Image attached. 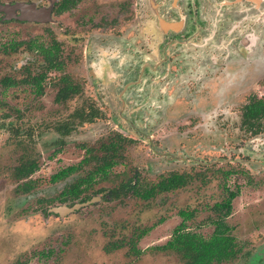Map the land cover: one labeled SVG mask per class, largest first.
<instances>
[{"label":"rangeland","instance_id":"rangeland-1","mask_svg":"<svg viewBox=\"0 0 264 264\" xmlns=\"http://www.w3.org/2000/svg\"><path fill=\"white\" fill-rule=\"evenodd\" d=\"M14 1L27 0H0ZM125 1L137 0H85L75 14L56 17L52 25L0 22V78L20 80L21 68L30 67V63L35 64L33 74H46L41 96L23 83L6 90L0 87V264H184L180 255L160 248L182 222L180 211L192 213L185 220L186 231L204 238L210 236V221L215 218L211 207L224 199L223 185L229 190L239 189L231 202V214L224 219L232 228L239 253L221 264H264V120L262 134L257 137L245 134L244 138L239 129L240 109L246 99L264 95V35L258 45L260 51L246 56L247 78L240 81L242 85H232L227 97H223L221 89L222 95L214 98L203 117L198 112L204 110V105L195 109L196 101H189L186 114H169L165 123L159 118V107L151 110L149 118L136 122L132 119L140 134L127 130L125 121L130 110L122 115L123 120L111 115L92 124L80 125L76 121L67 137L56 130L59 124L72 121L71 114L82 100L96 95L89 81L91 67L83 60L84 45L91 42L96 29H91L85 20L81 22V12L107 20L118 18L119 27L128 30L133 26L137 33L143 27L140 18L133 20L119 11ZM48 30L60 42L63 53L72 50L61 73L46 72L41 58L27 53L24 47L21 52L5 50L10 42L33 38L46 43ZM73 33L83 34L81 46L70 47L69 36ZM135 52L136 48L130 53H118V60L125 57L127 63L135 54L134 63L138 65L143 59ZM112 72L125 76V69L116 64ZM60 74L73 82H86L84 95L56 103L54 78ZM141 86H136L132 95H138ZM158 87L155 86L156 93ZM174 100L165 98L161 111L170 113L177 103ZM96 104L103 110L119 112V106L111 100ZM116 125L124 126V134L136 142L112 170V181L100 182L95 188H111L122 178L135 179L142 188L171 172L190 175L188 184L149 200L135 195L109 201L102 197L73 214H48V208L60 205L57 196L68 182L52 183L50 177L77 164L84 157L81 146H95ZM31 164L36 165V170L27 178L16 179L18 170L28 171ZM228 170L232 174L225 179L222 172ZM116 175L120 177L114 178ZM28 181L32 187L23 192L22 185Z\"/></svg>","mask_w":264,"mask_h":264},{"label":"flooded vegetation","instance_id":"flooded-vegetation-1","mask_svg":"<svg viewBox=\"0 0 264 264\" xmlns=\"http://www.w3.org/2000/svg\"><path fill=\"white\" fill-rule=\"evenodd\" d=\"M84 2L85 0H47L46 5L36 0L0 2V6L7 8L0 7V22L52 25L55 24L56 17L75 14ZM19 6L29 7L33 11H42L45 15L38 19H22ZM119 11L129 14L133 20L139 17V23L143 27L135 33L131 25L128 30L119 27L118 18L110 20L102 16L95 18L93 13L89 15L83 12L79 16L81 22L85 20L91 24V29H96L93 39H89L91 42L84 45L83 52V60L91 67L89 81L90 84H94L96 95L92 99L81 101L80 106L71 114V122L61 123L56 127V130L65 137L72 132L71 129L74 126L71 124L76 121L80 125L92 124L98 119H106L111 115L123 120L122 115L129 110L131 111L129 119L125 121L128 124L127 130L140 134L136 130L134 121L151 117V110L159 107V118L161 123H165V118L169 114L174 116L186 114L184 111L189 108L185 106L191 103L189 101H196L195 109L204 105L202 108L204 110L198 112L203 117L205 110L212 107L214 98L222 95L221 89L225 95L223 97H227L231 93L232 85L237 87L242 85L240 81L247 78L246 56L250 53L256 54L261 49L258 45L261 36L264 35V0H137L136 2L125 1ZM69 37L70 47L83 44V34L73 33ZM46 38V43L34 40L35 38L28 42H10L5 45V50L21 52V47H24L27 53H35L41 58L42 69L46 72L61 73L67 65L66 58L72 55V50L63 53L60 42L51 30L47 31ZM135 48L138 58L143 59L140 64L134 63L135 58L137 59L135 54V58L131 56L132 60L127 63L125 57L118 60V53H130ZM30 64V67L21 68L23 76L20 80L7 76L0 78V87L6 90L23 83L29 86L35 95L41 96L46 74L43 72L33 74L31 70L34 69L35 64ZM113 64L124 68L125 76L112 72ZM54 79L57 89L54 98L56 103H65L84 95V87L87 84L83 80L79 83L73 82L65 74H60ZM35 81H40L39 93L36 91ZM140 85L142 86L139 94L132 95L136 90L134 88ZM156 85L159 86L157 93ZM165 98L177 101L170 113L161 111L164 108L160 104L165 103ZM193 98L195 100H192ZM106 100H111L119 106L117 114L109 109L103 110L96 104L104 103ZM260 102H264V95L260 97L251 95L241 106L239 129L244 133V138L245 134L249 135L248 138L262 134L264 107H260ZM254 106L259 109L258 118H252L254 115L251 110ZM198 113H195L196 116ZM122 128L125 130L124 126ZM122 128L116 125V129L113 128L110 134L103 136L95 146H81L84 157L77 164L64 167L50 177L52 183L68 181L57 196L59 202L62 193L68 192L79 179H87L94 170L96 160L87 162L90 155L95 159L96 157L101 159L105 155L108 156L109 152L107 153L106 149L111 148L112 145L116 146V158H114L116 163L108 170L106 177L99 175L93 177L88 185L87 183L81 185L80 189L84 191L76 200L67 199L59 202L60 205L47 209L48 214L57 215L58 213L52 210L59 208L74 210V206H78L76 211H70L63 216L73 214L101 201L102 197L109 201L135 195L142 200H149L158 194L173 192L188 184V180L192 178L190 175L171 172L162 175L158 182L142 187L143 189L132 178H122L117 185L108 189L95 188L100 182L112 181V170L122 163L125 150L136 142L131 136L125 135ZM141 136L144 137V134ZM28 168V171L18 170L16 179L29 177V174L36 170V165L31 164ZM86 168L89 169L83 172ZM231 174V170L222 172L225 179ZM174 176L184 179L185 185L176 189L157 191V185L161 181L172 179ZM117 177L120 176H114V178ZM25 183L22 185L25 186L23 192H29L32 186L29 181ZM238 190V188L229 190L223 185L224 198H227L229 193L235 192L236 195L233 197L235 199L239 194ZM150 191L154 195L148 197ZM103 193H105L104 196ZM92 200L93 202L90 203ZM87 202L89 203L84 205ZM213 207L214 205L211 210H216ZM182 222L185 223V220ZM211 224L214 229L213 223Z\"/></svg>","mask_w":264,"mask_h":264},{"label":"trees","instance_id":"trees-1","mask_svg":"<svg viewBox=\"0 0 264 264\" xmlns=\"http://www.w3.org/2000/svg\"><path fill=\"white\" fill-rule=\"evenodd\" d=\"M40 81H35L36 91L40 92ZM260 107H264V102L259 103ZM250 110V108H248ZM259 109L254 106L251 110L254 115L252 118H258ZM257 114V115H256ZM108 156L105 155L101 159H96L90 155L87 162L90 160H96L94 170L89 174L86 179H79L71 186L68 192L61 194L59 202H64L67 199L76 200L79 195L84 191L80 187L84 183L89 184V180L99 175L106 177L108 170L113 164H115L114 158H116V146L112 145L111 148L105 150ZM185 180L181 177L174 176L172 179L161 181L157 185V191L176 189L179 186L185 185ZM86 187V186H85ZM88 187V186H87ZM87 189V188H86ZM137 194V190L134 191ZM114 195L115 191H114ZM154 195L152 191L147 195L150 197ZM236 195L235 192L229 193L227 198L220 203L214 204L215 218L210 221L213 223L214 229L210 236L204 238L195 232L186 231L185 223L182 222L173 230L171 239L162 246V250L173 251L180 255L184 260V264H221L222 262L230 261L232 258L237 256L239 250L235 243L234 237L231 235L232 228L229 227L223 219L228 217L231 213V202L233 197ZM218 209V210H217ZM179 215L183 220H187L191 217V213L186 211H180Z\"/></svg>","mask_w":264,"mask_h":264},{"label":"water","instance_id":"water-1","mask_svg":"<svg viewBox=\"0 0 264 264\" xmlns=\"http://www.w3.org/2000/svg\"><path fill=\"white\" fill-rule=\"evenodd\" d=\"M2 7V6H0ZM21 8V12H22V16L21 18L24 19V18H27L29 20H32V19H38V17H42L45 15L44 12L42 11H33L31 8L29 7H26V6H19ZM3 9H7L5 7H2ZM93 202L90 201V203ZM89 202L85 203L84 205H87ZM78 206H74V210H64V208H59V209H55V210H52L53 212L55 213H58L60 215H64L70 211H76L75 209H77Z\"/></svg>","mask_w":264,"mask_h":264}]
</instances>
